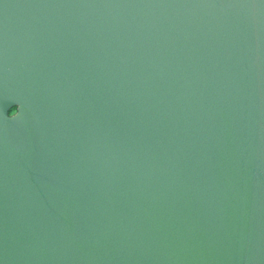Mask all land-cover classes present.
I'll return each mask as SVG.
<instances>
[{
    "label": "water",
    "instance_id": "95a60500",
    "mask_svg": "<svg viewBox=\"0 0 264 264\" xmlns=\"http://www.w3.org/2000/svg\"><path fill=\"white\" fill-rule=\"evenodd\" d=\"M0 264H264V0H0Z\"/></svg>",
    "mask_w": 264,
    "mask_h": 264
},
{
    "label": "clouds",
    "instance_id": "9594fccd",
    "mask_svg": "<svg viewBox=\"0 0 264 264\" xmlns=\"http://www.w3.org/2000/svg\"><path fill=\"white\" fill-rule=\"evenodd\" d=\"M18 116V115H17ZM17 116L13 117V118H16Z\"/></svg>",
    "mask_w": 264,
    "mask_h": 264
}]
</instances>
